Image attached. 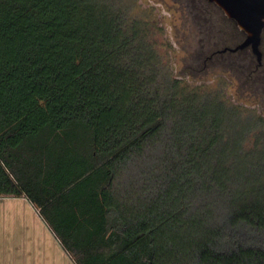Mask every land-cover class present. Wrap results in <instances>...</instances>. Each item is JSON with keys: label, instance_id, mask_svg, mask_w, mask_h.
<instances>
[{"label": "trees", "instance_id": "1", "mask_svg": "<svg viewBox=\"0 0 264 264\" xmlns=\"http://www.w3.org/2000/svg\"><path fill=\"white\" fill-rule=\"evenodd\" d=\"M263 128L122 0H0V196L76 264H264Z\"/></svg>", "mask_w": 264, "mask_h": 264}, {"label": "rangeland", "instance_id": "2", "mask_svg": "<svg viewBox=\"0 0 264 264\" xmlns=\"http://www.w3.org/2000/svg\"><path fill=\"white\" fill-rule=\"evenodd\" d=\"M122 1L145 25L148 40L173 78L191 89L219 93L264 118V32L258 67L250 47L221 52L236 48L247 35L204 0Z\"/></svg>", "mask_w": 264, "mask_h": 264}, {"label": "crops", "instance_id": "3", "mask_svg": "<svg viewBox=\"0 0 264 264\" xmlns=\"http://www.w3.org/2000/svg\"><path fill=\"white\" fill-rule=\"evenodd\" d=\"M0 264H76L27 197L0 196Z\"/></svg>", "mask_w": 264, "mask_h": 264}, {"label": "water", "instance_id": "4", "mask_svg": "<svg viewBox=\"0 0 264 264\" xmlns=\"http://www.w3.org/2000/svg\"><path fill=\"white\" fill-rule=\"evenodd\" d=\"M215 3L247 37L245 41L234 49H225L222 52H237L251 48L259 64L262 61L260 46L264 32V0H208Z\"/></svg>", "mask_w": 264, "mask_h": 264}, {"label": "flooded vegetation", "instance_id": "5", "mask_svg": "<svg viewBox=\"0 0 264 264\" xmlns=\"http://www.w3.org/2000/svg\"><path fill=\"white\" fill-rule=\"evenodd\" d=\"M204 1H206L207 3H208V5H211V6H215L217 9H219V11H221V12H223L215 3H212V2H209L208 0H204ZM186 3L188 4V0H186ZM224 13V12H223ZM227 17V16H226ZM228 18V17H227ZM229 19V18H228ZM230 20H232V19H230ZM234 21V20H233ZM235 22V21H234ZM226 49H228V48H226ZM222 52V51H221ZM259 66H262V63L261 64H259L258 65V67Z\"/></svg>", "mask_w": 264, "mask_h": 264}]
</instances>
